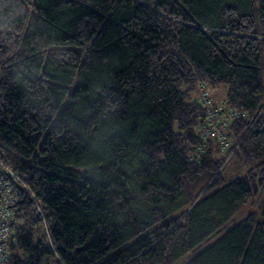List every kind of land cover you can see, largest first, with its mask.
Returning a JSON list of instances; mask_svg holds the SVG:
<instances>
[{"label": "trees", "instance_id": "16d2710c", "mask_svg": "<svg viewBox=\"0 0 264 264\" xmlns=\"http://www.w3.org/2000/svg\"><path fill=\"white\" fill-rule=\"evenodd\" d=\"M0 154L50 231L22 190L4 264H264V0H0Z\"/></svg>", "mask_w": 264, "mask_h": 264}, {"label": "built area", "instance_id": "2783aa9c", "mask_svg": "<svg viewBox=\"0 0 264 264\" xmlns=\"http://www.w3.org/2000/svg\"><path fill=\"white\" fill-rule=\"evenodd\" d=\"M198 104L200 109L196 131L198 132L200 140L193 154L190 155L191 159L194 160L198 159L202 153H206L209 147V139L219 141L220 143V139L228 137L230 132L229 124L233 117L239 114L238 111L227 106L226 103L214 105L208 94L203 95L201 93L198 98ZM222 106L223 108H221ZM24 189L29 194L31 200L34 201L32 214L41 215L44 225L47 227V221L44 215H42V204L40 200L28 192L29 189L23 177L11 169L2 158V154H0V230L2 227H5V232L0 231V264H4L7 260L10 253L9 247H11L13 232L23 221L22 218L15 221L14 217L16 216L14 212L16 210L15 204ZM7 202L9 203L8 206L5 205Z\"/></svg>", "mask_w": 264, "mask_h": 264}, {"label": "rangeland", "instance_id": "374dc122", "mask_svg": "<svg viewBox=\"0 0 264 264\" xmlns=\"http://www.w3.org/2000/svg\"><path fill=\"white\" fill-rule=\"evenodd\" d=\"M226 91H227L226 86H222V87H218V88H212L206 83H201L198 85L197 95L199 98L201 93L203 95L208 94V95H210L211 102L214 105H219V104L226 103V102H224V100L226 98V95H225ZM221 108H223V106ZM236 117H239V116L237 115ZM229 126H231V125L229 124ZM232 133L233 132H231V130H230L227 138L220 139V143H219V141H216L218 143L219 148H221L219 153H220V155H222L224 157V161L221 165V168H223V170L225 171L224 173L227 176H234L235 174H237L236 171H240V169L244 165V164H242L241 161H239L238 159H235V155H236L235 151L237 150V147H239L242 140L236 139V137L233 136ZM214 177L215 176H213L212 178H209L202 185L199 186L200 188H199V191L197 192L198 193L197 198H199V196L203 195V192H205V190L208 189V187H209L210 183L212 182V180L214 179ZM17 188H18V186H17ZM253 200H256V197ZM256 202H258V199L256 200ZM5 205L8 206L9 203L7 202ZM18 219H19L18 217H14L15 221ZM22 222L20 223V225L22 224ZM0 231L5 232V227H2ZM42 232L44 234L46 233V234L50 235L48 225H47V227H46V225L43 226Z\"/></svg>", "mask_w": 264, "mask_h": 264}, {"label": "water", "instance_id": "95a60500", "mask_svg": "<svg viewBox=\"0 0 264 264\" xmlns=\"http://www.w3.org/2000/svg\"><path fill=\"white\" fill-rule=\"evenodd\" d=\"M256 222H257V224H260L264 229V216L259 214L258 217L256 218Z\"/></svg>", "mask_w": 264, "mask_h": 264}]
</instances>
